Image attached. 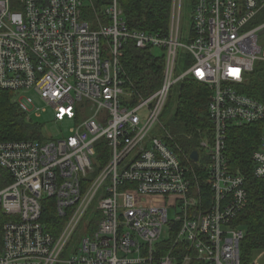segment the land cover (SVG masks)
<instances>
[{
    "label": "built area",
    "instance_id": "2783aa9c",
    "mask_svg": "<svg viewBox=\"0 0 264 264\" xmlns=\"http://www.w3.org/2000/svg\"><path fill=\"white\" fill-rule=\"evenodd\" d=\"M183 6L173 0L164 35L131 29L119 0L103 7L104 19L91 0H0V92L28 118L51 107L55 123H76L67 137L0 141V264H241L245 233L233 221L249 198L226 149L230 127L264 120V103L239 90L264 62V0H193L186 45ZM128 44L164 53L150 96L125 73ZM180 48L192 64L178 75ZM186 78L211 92L213 127L194 150L198 162L161 123ZM251 160L264 180V131ZM49 201L56 226L43 222ZM76 233L80 245L63 259Z\"/></svg>",
    "mask_w": 264,
    "mask_h": 264
},
{
    "label": "trees",
    "instance_id": "16d2710c",
    "mask_svg": "<svg viewBox=\"0 0 264 264\" xmlns=\"http://www.w3.org/2000/svg\"><path fill=\"white\" fill-rule=\"evenodd\" d=\"M102 15L104 6L110 0H91ZM124 19L133 30L149 33L168 34L172 19L173 0H119ZM84 16L92 20V6L84 9ZM186 66L192 64L187 54ZM122 64L126 75L134 86L145 96L152 95L162 85L165 57L162 52L154 55L153 50H139L133 44L126 45ZM241 93L264 103V62L255 65L239 86ZM209 88L191 78L178 83L170 93L163 116L166 115V128L176 137L181 146L191 152L199 148L200 139L212 132V123L208 115ZM43 125L35 123L21 111L14 101V94L0 92V141L36 140L45 141ZM264 131V120L244 127H230L228 131L226 155L233 171H240L246 179L248 191L247 207L233 221V226L244 231L241 241V264H255L254 256L264 252V180L253 176L251 156L260 146ZM188 137H191L189 140ZM106 140H101L96 148L103 147L97 155L103 167L109 160ZM97 151V152H98ZM99 171V169H97ZM51 202L43 222L56 226L55 203Z\"/></svg>",
    "mask_w": 264,
    "mask_h": 264
},
{
    "label": "rangeland",
    "instance_id": "374dc122",
    "mask_svg": "<svg viewBox=\"0 0 264 264\" xmlns=\"http://www.w3.org/2000/svg\"><path fill=\"white\" fill-rule=\"evenodd\" d=\"M193 7V0H184V6L182 10V20H181V32H182V38L181 43L186 45L188 44V37L190 35V29L192 26V20H191V12ZM260 46L264 48V35L259 40ZM154 55L159 56L162 51L160 49L153 50ZM187 51L184 48L179 49V67H178V75H181L184 73L189 67L186 66L187 61ZM37 105L40 107V110L46 108V105L40 101H37ZM166 115H162L161 117V123L166 126ZM29 119L34 121L35 123H39L43 125V135L45 138L48 139H58L62 137H67L70 135V130L73 126L76 125V123H70L65 122L62 124H57L54 122V113L51 107L46 108L45 111L41 112L40 115L31 112L29 115ZM98 151V148H97ZM100 151L104 152L103 147H99V151L97 152L100 154ZM97 154V155H98ZM101 165V162H100ZM152 202H159V197H154L151 200ZM98 201L95 202V205ZM48 207L51 206V202H48ZM170 217H173V211L170 212ZM81 239L78 237V233L74 235L73 241L70 243V247L63 256V259H67L72 254L73 248H77L80 245ZM254 262L255 264H264V252H258L254 256Z\"/></svg>",
    "mask_w": 264,
    "mask_h": 264
},
{
    "label": "water",
    "instance_id": "95a60500",
    "mask_svg": "<svg viewBox=\"0 0 264 264\" xmlns=\"http://www.w3.org/2000/svg\"><path fill=\"white\" fill-rule=\"evenodd\" d=\"M261 34H264V31H263V33H261ZM191 158H192L195 162H198V161H199V154H198V152H197V151H193V152L191 153Z\"/></svg>",
    "mask_w": 264,
    "mask_h": 264
},
{
    "label": "bare ground",
    "instance_id": "6f19581e",
    "mask_svg": "<svg viewBox=\"0 0 264 264\" xmlns=\"http://www.w3.org/2000/svg\"><path fill=\"white\" fill-rule=\"evenodd\" d=\"M161 87V86H160ZM263 103V102H262ZM236 220V219H235ZM235 226V225H234Z\"/></svg>",
    "mask_w": 264,
    "mask_h": 264
}]
</instances>
